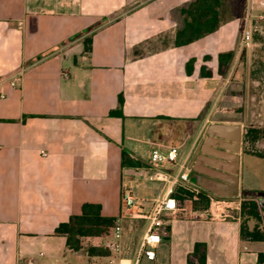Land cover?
<instances>
[{
	"label": "crops",
	"instance_id": "crops-1",
	"mask_svg": "<svg viewBox=\"0 0 264 264\" xmlns=\"http://www.w3.org/2000/svg\"><path fill=\"white\" fill-rule=\"evenodd\" d=\"M193 1L0 0V264L126 263L122 251L116 257L86 252L112 237L85 238L75 252L56 228L84 204H99L104 216L120 219L123 250V187L155 202L172 186L149 178L152 151L176 147L179 163L188 165L210 123L244 128L246 115L218 118L234 113L224 97L232 76L238 79L243 20L223 19L214 33L176 46L185 24L181 9ZM224 53L233 58L220 74ZM120 108L123 116L111 114ZM124 150L135 166H123ZM244 156L242 149L241 172ZM127 168L148 175L129 176ZM162 169L180 173L178 165ZM250 191L264 195L244 189L240 173L239 197ZM162 219L171 241L166 264H199L193 256L199 243L206 264H260L264 242L244 240L236 217L214 220L186 209ZM147 264L165 262L157 253Z\"/></svg>",
	"mask_w": 264,
	"mask_h": 264
},
{
	"label": "rangeland",
	"instance_id": "rangeland-1",
	"mask_svg": "<svg viewBox=\"0 0 264 264\" xmlns=\"http://www.w3.org/2000/svg\"><path fill=\"white\" fill-rule=\"evenodd\" d=\"M222 20L230 18H241L243 20L244 32L248 29L251 32L250 40L241 46L239 58L236 61V70L239 71L237 80L235 75L230 79L224 97L225 104L233 107L234 113H221L218 118L228 121H239L244 117V128L249 127L264 128V0H254L251 4L247 0H224L221 10ZM246 19L248 21H246ZM242 32V34H243ZM241 116V117H240ZM243 158L241 180L244 189L255 188L264 191V158L257 157L264 153V139H260L254 145L245 143L242 145ZM133 194L138 197L146 196L144 192L140 194L138 189H133ZM243 197H249V194H243ZM238 199H240L238 197ZM241 200V199H240ZM154 201L137 199L136 207L127 216L125 224L126 245L122 253H126L129 258L126 263H132L137 250V243L145 232L150 221L147 218L134 217L142 210L145 215H149ZM179 203V202H178ZM186 210L183 203L178 204V211L181 213ZM164 241L157 253L162 254L165 264L169 262L171 241ZM111 241V240H110ZM112 241L108 244L110 245ZM108 245L104 246L109 251V256H117L110 250ZM160 259V258H159ZM105 261V262H104ZM89 264H113V259L101 260L96 258ZM260 264H264V256L260 259Z\"/></svg>",
	"mask_w": 264,
	"mask_h": 264
},
{
	"label": "trees",
	"instance_id": "trees-1",
	"mask_svg": "<svg viewBox=\"0 0 264 264\" xmlns=\"http://www.w3.org/2000/svg\"><path fill=\"white\" fill-rule=\"evenodd\" d=\"M224 0H195L189 6L181 9V15L185 17L184 27L176 33V46H184L195 42L218 30L222 22L221 10ZM92 39L85 40V49L91 51ZM219 73L224 74L225 68L233 58L232 53L220 55ZM192 65V64H191ZM189 64V66L191 67ZM120 105H123V99H120ZM112 115L123 116L122 109L111 113ZM260 139H264V128L249 127L244 134L243 144L254 145ZM257 156H263V153ZM123 166H135L129 159L126 150L123 151ZM249 197L241 195V237L247 241L264 242V195L260 191H250ZM209 193L201 191L196 194L191 189L177 184L174 187L172 196L180 203L185 205L186 209L204 212L209 209ZM117 219L107 217L102 214V206L99 204L86 203L83 205L80 215L71 216L68 222L61 223L56 228V234L64 236L67 239L69 249L79 252L84 249V239L88 237L112 236L113 228ZM254 222L251 228L250 223ZM86 252L91 257L109 256V251L102 246H88ZM199 264H206L207 256L204 244H197L193 253ZM264 256L260 253L259 261ZM191 264H195L190 261Z\"/></svg>",
	"mask_w": 264,
	"mask_h": 264
},
{
	"label": "built area",
	"instance_id": "built-area-1",
	"mask_svg": "<svg viewBox=\"0 0 264 264\" xmlns=\"http://www.w3.org/2000/svg\"><path fill=\"white\" fill-rule=\"evenodd\" d=\"M251 38V32L246 29L243 32V42L247 43ZM179 149L172 147L166 152L160 149H154L151 153V165L152 173L149 178L153 181L168 182L172 181V186L168 192V195L161 200H157L153 203L151 213L145 215L142 210H139L134 217L147 218L150 223L142 235L138 249L134 256L132 263L121 264H147L156 261L157 249L163 243V236L167 234L163 222V215L167 213L175 214L178 211V202L172 196L174 187L177 184H181L196 194H199L202 189L193 185L189 179V169L187 163H179ZM163 164H169L172 166L178 165L180 167V173L173 176L170 172L162 169ZM210 200V206L207 212L208 216L214 220L225 221L231 218H238L241 220V200L238 198L219 197L212 194L208 195ZM137 199L133 195V192L128 187H123L122 191V211L123 217L130 215L132 210L137 206ZM123 228L120 219L117 220L115 227L112 231V243L108 245L110 250L114 253H121Z\"/></svg>",
	"mask_w": 264,
	"mask_h": 264
},
{
	"label": "water",
	"instance_id": "water-1",
	"mask_svg": "<svg viewBox=\"0 0 264 264\" xmlns=\"http://www.w3.org/2000/svg\"><path fill=\"white\" fill-rule=\"evenodd\" d=\"M246 131L240 123H210L202 145L188 164L191 183L216 196L239 197L242 144ZM125 174L147 176L148 171L127 168Z\"/></svg>",
	"mask_w": 264,
	"mask_h": 264
}]
</instances>
